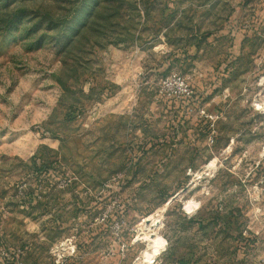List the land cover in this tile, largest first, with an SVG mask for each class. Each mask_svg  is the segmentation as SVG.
Here are the masks:
<instances>
[{"label":"rangeland","instance_id":"1","mask_svg":"<svg viewBox=\"0 0 264 264\" xmlns=\"http://www.w3.org/2000/svg\"><path fill=\"white\" fill-rule=\"evenodd\" d=\"M0 264H264V0H0Z\"/></svg>","mask_w":264,"mask_h":264},{"label":"bare ground","instance_id":"2","mask_svg":"<svg viewBox=\"0 0 264 264\" xmlns=\"http://www.w3.org/2000/svg\"><path fill=\"white\" fill-rule=\"evenodd\" d=\"M193 208H194V205H192V204L186 205V210L189 212H191ZM162 245H164V241L160 237H156L155 239L151 240L150 247H152V249H156L159 252ZM146 259H148L150 261L153 259V257L151 254L148 253V254H146ZM146 262H148V261H146Z\"/></svg>","mask_w":264,"mask_h":264},{"label":"built area","instance_id":"3","mask_svg":"<svg viewBox=\"0 0 264 264\" xmlns=\"http://www.w3.org/2000/svg\"><path fill=\"white\" fill-rule=\"evenodd\" d=\"M161 85H165V86L178 85L181 88L187 89L185 86L186 85L185 82L182 81L177 75H172V76L164 79L162 81Z\"/></svg>","mask_w":264,"mask_h":264}]
</instances>
